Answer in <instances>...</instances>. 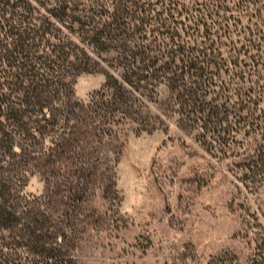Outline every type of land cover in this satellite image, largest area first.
<instances>
[{"label": "rangeland", "instance_id": "374dc122", "mask_svg": "<svg viewBox=\"0 0 264 264\" xmlns=\"http://www.w3.org/2000/svg\"><path fill=\"white\" fill-rule=\"evenodd\" d=\"M28 1L35 24L62 29L96 63L92 72L74 81L75 97L84 107L76 113L86 118L91 132L77 152L89 155L98 174L87 201L71 210L76 224L66 234L77 262L250 264L264 251V174L247 169L262 142L245 136L234 116L221 117L218 123L208 116L217 108L234 111L235 89L241 84L234 77L240 69L233 62L240 60L246 67L251 81L247 87L264 79V0H247L241 7L239 0H221L228 8L230 24L223 28L230 39H222L219 67L210 65L203 80L200 73L179 71L175 87L162 79L160 70L173 48L168 34L156 33L157 25L145 27L137 12L160 14L180 35V42L193 48L195 42L204 43L195 20L202 8L215 9L211 0H167L192 10L174 20L164 15V0ZM122 13L118 39L128 46L123 56L120 46L100 52L89 41L82 43L83 24L94 25ZM215 23L220 21L209 20L211 34L218 37L222 34ZM251 41L259 51L252 50ZM147 67L152 69L147 72ZM140 75L149 77L147 83L125 85L126 78L136 82ZM204 80H209L206 85ZM121 86L130 94L127 100L116 101ZM259 109L264 111V102ZM50 142L48 137L46 148ZM49 185L36 174L24 190L27 196L42 198L47 213H51L46 205Z\"/></svg>", "mask_w": 264, "mask_h": 264}, {"label": "trees", "instance_id": "16d2710c", "mask_svg": "<svg viewBox=\"0 0 264 264\" xmlns=\"http://www.w3.org/2000/svg\"><path fill=\"white\" fill-rule=\"evenodd\" d=\"M164 1V15L172 20L192 12L184 5ZM210 2L216 5L215 9L210 11L205 7L203 12L202 8L195 20V26L204 33V43L195 42L193 48L180 42V35L171 31L172 26L160 14L152 17L145 10L137 12L143 17L140 21L145 27L157 25L156 33L165 32L173 44L167 55L169 62L160 68L162 79L170 85L178 84L179 71L200 73L198 78L203 80L213 64L219 67L216 60L221 56L222 39H230L223 26L230 21L226 2ZM246 2L249 1L239 0L240 7ZM33 15V5L28 0H0V231H4L0 232V264H79L66 232L76 224L71 210L87 201L89 187L96 183L98 174L97 165L88 162L89 155L77 152L91 132L86 118L76 113L84 107L75 97L74 81L79 75L92 72L96 63L72 36H65L57 26L35 24L37 20ZM54 17L51 12L50 18ZM124 18L122 13L108 16L94 25L83 24L79 34L82 43L89 41L100 52H110L120 46L123 56L122 50L128 46L118 38L123 32L121 21ZM209 20L220 21L215 23V29L221 36L211 34ZM3 32H6L5 37ZM249 46L259 51L252 41ZM176 59L182 67L177 66ZM249 60L255 61L253 57ZM232 64L240 69L234 77L241 84L235 89L238 102L234 111L223 112L217 108V112H210L208 117L218 123L221 117L234 116L245 136L261 139L257 157L247 169L251 172L257 169L264 174V111L259 109L264 102V79L247 87L251 81L246 67L240 60ZM148 69L152 68L147 67V72ZM148 79L140 75L136 82L129 78L124 81L126 86L134 88L147 83ZM207 81L204 80L205 85ZM118 89L116 101L130 94L122 86ZM111 104L118 109L114 100ZM102 105L111 106L106 102ZM48 137L51 146L46 148ZM67 168L70 171L62 172ZM36 174H41L52 185L46 201L51 213L43 210L42 198L24 194L31 177ZM74 177L73 182L70 179ZM250 264H264V251H260Z\"/></svg>", "mask_w": 264, "mask_h": 264}]
</instances>
